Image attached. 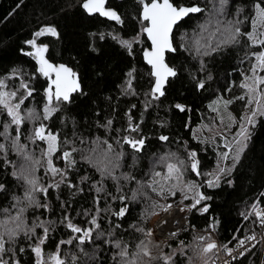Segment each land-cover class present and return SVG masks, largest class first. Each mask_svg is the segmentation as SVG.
<instances>
[{"label":"trees","instance_id":"1","mask_svg":"<svg viewBox=\"0 0 264 264\" xmlns=\"http://www.w3.org/2000/svg\"><path fill=\"white\" fill-rule=\"evenodd\" d=\"M171 2L177 7L198 5L204 11L190 16L177 27L174 34L176 51L167 57L177 76L170 79L165 95L155 99L151 95L152 70L143 59V52L150 43L141 32L142 5L139 0H109L107 7L118 11L123 24L111 22L99 14L89 15L82 7L84 0H0V80L17 88L23 80L35 89L23 107L33 106L42 112L48 85L47 78L38 72L36 59L25 55L34 51L26 41L35 38L37 45H46L45 57L53 64L64 63L73 68L83 83L82 93L73 96L71 102L62 103L59 111L47 120V128L59 133L61 142L67 140L69 143H61L60 151L54 157V160L57 158L56 167L67 172L64 182L59 188L48 187L61 180L59 175L54 177L50 172L42 182L48 191L47 194L41 192L36 201L47 204L46 209L33 204L23 215L18 212V207L25 204L24 187L17 175L19 158L11 150L0 154V185L4 186L0 190V221L20 215L21 221L10 222L7 227L14 228L15 223L22 222L24 229L40 222L49 223V240L43 245L46 256L57 250L59 240L76 235L61 223L65 215L79 227L88 228L92 227L89 221L99 208L101 211L96 219L100 229L96 231L103 232V237L97 239L94 232L93 241L82 246L88 256L79 251L75 241L72 245H62L60 253L66 264H72V255L78 257L75 264H124L118 253L125 247L129 253L126 259H135L136 264H166L160 259L163 256L171 257L167 264H205V261L208 264L215 254L204 255L200 249L210 240L201 242L196 232L188 230L165 242L147 235L148 226L160 209L157 205L193 204L198 193L211 197L201 201L189 216L190 225L198 231L212 226L224 245H231L256 231L254 221L257 219L248 214L252 213L254 204L264 201V116L256 118L254 126L250 125V138L239 162L233 167L234 156H231L218 180L219 186H208L224 160L223 144L228 137L234 139L232 134L244 122L247 96L241 85L251 72L255 45L245 35L238 38V43L218 45L213 41L208 44L204 40L208 31L202 40L195 33L201 23L212 24L213 20H222L224 16L232 19L237 13L246 17L239 25L241 32L249 33L255 5L261 1L228 0L220 16L216 13L219 0ZM49 26L56 29L58 36L35 37L36 32ZM217 27H214L215 31ZM137 38L139 43H133L129 55L120 40ZM197 49L204 53L196 52ZM133 69L135 94L125 91L127 74ZM201 81L205 85L203 88L198 87ZM226 101H230L226 108L234 123L230 130L225 129L229 135L224 138L214 135L210 124L218 119L222 109L216 110L215 102L225 104ZM176 105L184 106L185 111H180ZM129 116L131 126L138 125V131L130 130ZM109 120L112 121L110 126ZM9 122V116L0 107V132ZM21 132L29 136L30 128L23 127ZM161 136L168 139L161 140ZM125 137L134 140L146 137L143 152L131 149L124 142ZM0 143L6 145L3 136H0ZM72 148L76 149L72 153L75 164L69 168L60 157L63 151ZM121 149L124 157L120 167L112 168L110 176L102 175L97 168L99 162H112ZM191 152L196 153L197 170L191 168ZM169 164L178 168L181 165L179 174L168 178ZM227 169L232 170L229 173ZM156 173L161 175L156 176ZM68 183L76 187L69 188ZM189 186H192L191 190ZM97 187L103 190L97 193ZM161 187L163 195L160 194ZM121 196L125 199L121 200ZM206 205L208 212L201 213L199 209ZM122 208H126L124 216L116 215ZM245 215H248L247 219ZM36 235H42V229L37 227ZM116 242H120L121 249L115 247ZM35 243V236L29 240L20 232L14 243H6V249L12 251H6L3 259L8 264H13L14 259L20 264H35L36 257L30 248ZM145 246L157 259L143 256L141 249ZM21 247L24 252L19 251ZM261 255L264 262V250L255 247L232 264H257Z\"/></svg>","mask_w":264,"mask_h":264},{"label":"snow or ice","instance_id":"2","mask_svg":"<svg viewBox=\"0 0 264 264\" xmlns=\"http://www.w3.org/2000/svg\"><path fill=\"white\" fill-rule=\"evenodd\" d=\"M140 4L142 5L139 20L140 23L143 25L141 32L146 34L148 40L151 41V49L145 50L144 52V58L147 61L149 65H151L152 72L151 75L155 78L154 86L152 88L151 95L155 99H159V97L165 95L164 87L168 83V80L170 77H175L177 75V72L174 68L170 67L167 63H165V53L166 52H175L176 48L173 47L172 39H173V29L174 27L185 17H187L191 13H200L203 12L204 9L200 8L199 6H192V7H176L173 5L171 0H139ZM106 0H84V3L82 7L89 13H99L101 16H105L110 20L116 21L117 23L123 24L124 21L121 18V16L113 9H106L105 8ZM228 0H219L220 7L216 9V12L220 15L223 14L224 8L227 5ZM256 11L254 19L252 20V27L253 31L249 33H242L239 25L243 23L240 19H237L235 23L232 21L227 22V26L225 28V32L228 33L226 39L223 41L224 43H238L239 37L241 35H245L248 40L253 45H259L264 47V31H260V29H264V0H261L260 3L255 5ZM223 23L222 21H217V24ZM219 31V27L216 29ZM207 31L206 26H202V32ZM44 35H52V36H58V33L54 27H45L42 28L40 31L35 33V37H41ZM118 39L117 37H114ZM27 44L31 45L34 49L33 52L25 53V55L33 56L38 65V72L48 80V87L45 89V98L46 103L43 106L42 112H43V120H49L52 118L53 114L59 111L60 104L64 102H71V94L74 92H77L80 90V84L79 79L77 77V74L73 72V70L66 65L60 64L56 65L51 63L46 57L45 53L48 52V48L46 45H37L36 39H32L29 41H26ZM120 43L123 47L128 49L129 55L132 54V46L133 43H139V39L135 40H120ZM199 42L197 41V44ZM199 50V49H197ZM253 57L255 59V63L253 64V67L251 69L252 75L251 76H245V83L241 85V87L248 90L249 93L257 94L253 97L256 101V108L253 110L251 116L246 117L247 124L254 126L256 123V116L257 113H259L260 116H264V105H261L260 101L264 100V76L257 75V72H264V51H261L259 53H253ZM135 69L128 72V80L126 81V92H130L131 94H135V90L133 89L132 82L134 79L133 73ZM17 73L13 72V76H15ZM210 78V77H209ZM251 81L249 83L248 81ZM205 85L201 81L198 83V87L203 88ZM7 85L5 84L4 80H0V89L6 88ZM20 87L24 90V95L20 97L17 103L12 104L10 101L15 99L17 96L16 91L6 92L0 90V107H2L6 112L7 115L11 118L10 122L8 124H5L4 131L0 132V136H3L5 139H10L11 146L16 151H21L26 147V145L20 144L21 139V127L25 124V122H34L37 120H40L41 117L36 114L35 110H28L26 115L21 114V105L24 103L25 100H27L29 97L33 95V92L35 89L31 88L27 82H24L21 80ZM258 97V98H257ZM239 99H244V97H239ZM55 102V103H54ZM230 103V101H226L225 105ZM252 103V100H249V104ZM135 107V105H133ZM176 107L180 111H185L184 106L182 105H176ZM215 111V109H214ZM129 122H130V130L131 131H138V125L135 127L131 126V117L129 116ZM107 124L110 126L112 124V121L109 120ZM15 126V135L12 136L9 133V128L12 126ZM239 135L243 138L245 143L239 147L237 150L235 156L233 157L234 164L233 167H235V163L239 162L240 155L243 153L244 149L247 147L246 141L250 138V132L247 128H245L243 125H241V132ZM30 141L35 143L37 140L43 141L46 143L47 147L45 150H43L42 155L47 158V171L50 172L54 177L59 175L61 177V180L59 182L50 184L48 187L51 188H59L60 183H63L67 172L65 169L57 168L53 164L52 157L53 155L60 151V145L68 144L69 141L64 140L61 142L59 139V133H53L50 131L47 126L44 123H40L38 127H35L32 134L27 137ZM161 140H167L168 137L161 136ZM124 142L129 144L133 149H136L139 151L143 144L144 139L141 138L139 140L130 139L128 137L124 138ZM237 144H241L240 140L236 141ZM108 149L111 150V145H108ZM8 151V148L4 143H0V154H5ZM76 151L75 148H72L70 151H63L61 153V159H63L66 162V165L70 168L75 164V160L72 158V153ZM190 158L193 160V163L191 164V168L193 170H197L198 168V161L195 160L196 153L191 152L189 153ZM26 159H31V156L26 155ZM224 159H228V154H223ZM107 159V158H106ZM91 162V161H90ZM36 164H39V161H35ZM183 163V162H181ZM111 165V167H110ZM116 167V165L112 164L110 160H108L106 163L104 161L99 162L97 165L98 170L101 172L102 175H111L112 168ZM169 177H171V174L173 172L179 174V168L174 164L167 165ZM232 169H227V171L230 173ZM225 169L221 168L220 172L223 173ZM13 175H16V173H13ZM156 176H160V173H156ZM197 175H199V172L197 171ZM84 179H87L86 177ZM125 179H128V177H125ZM218 180L219 176H216V183L213 181H208V186L218 187ZM28 183L32 186V191H40L45 194H47L48 189L40 186L38 182L35 179L28 180ZM69 188H75L76 185H73L71 183H68L66 185ZM192 186H189V190H191ZM4 186L0 185V190H3ZM102 187H97L95 191L97 193H100L102 191ZM156 190L155 188L153 189ZM79 191H82V189H79ZM170 194L175 195V192H172L171 190ZM160 194L163 195V187H161ZM26 198L29 200L31 204H34L37 208L43 207L47 208V204H40L37 202L34 197L31 195V193L26 194ZM121 200H124L125 197L121 196ZM187 199V197H185ZM194 203L191 205L192 208H196L197 205L201 203L203 200H210L211 197L205 196L202 193H198L196 197L193 198ZM97 205L99 204V197L96 199ZM156 207L161 208L163 211H168L171 208V205H157ZM184 209H181L183 211ZM208 206H204L203 208H200L199 211L201 213L208 212ZM24 209H20V212L23 213ZM100 209L97 208L96 215H93L89 223L92 225V227L88 228H81L78 225L72 223L71 219L65 215L62 219L61 223H64L68 229L71 230L72 233L76 234L73 235L71 238L67 240H59L56 245V251L51 254H45L43 245L49 240V231H50V225L46 222H40L39 224H36L32 226L31 228L24 229L21 227V223H15L14 228H8L7 225L10 222H19L21 221L20 215L10 217L8 220L0 221V228H3V231H0V264H8L7 260L3 259V254L6 251H12V249H6L5 245L8 242H15L16 238L19 236L20 232H23L24 236L31 240L32 237H36V243L34 245H30L31 251L35 254L36 260L35 264H66L65 258L61 256L60 253V247L62 245H72L73 242H76V247L79 249L80 252L84 253L85 256H88V253L84 252L83 245L88 242L91 243L93 241V233L96 232V238L100 239L103 237V232H97V229H100V224L98 223L96 216L99 215ZM126 212V208L120 209L116 215H119L121 217L124 216ZM248 215H255L257 220L254 221V223H258L260 227L264 228V210H257V205H253V212ZM248 215H245V219L248 218ZM163 223H167V221H164ZM51 226L54 227V222H51ZM42 229V235L37 236L36 235V228ZM140 231H143V229H139ZM147 235H151V232L147 233ZM172 235H175V233H172ZM5 236H7V240L5 239ZM261 239H264V236L261 237ZM199 240H210V237H199ZM257 241L256 234H252L250 236H246L245 239H241L238 241V248H244L245 247V241ZM252 247H255V243L251 245ZM115 247L117 249H121L120 242L115 243ZM220 246L216 244L215 241L208 242L206 246H204L202 249H200V252L204 255H207L208 253L215 254V251L219 249ZM224 251L228 255H232L233 251L235 249L228 248L227 245L223 246ZM250 249L245 248V251H249ZM20 252H24L25 249L21 247L19 249ZM143 256L148 257L150 260L157 259L156 257H152L149 249L147 246L143 247L141 249ZM244 252H241L240 255H244ZM118 255L121 257L122 260H124V264H136V260L133 259L131 261H128L126 258L128 257L129 253L127 251V248H123L119 251ZM137 255H140L139 253ZM115 259V257H113ZM237 257H233V259H236ZM78 257L76 255H72L71 261L72 264H75ZM160 259L164 260L167 264V262L171 259L169 256H163L160 257ZM13 264H20L19 260H13ZM205 264H207V261H205ZM227 264V262H226Z\"/></svg>","mask_w":264,"mask_h":264},{"label":"rangeland","instance_id":"3","mask_svg":"<svg viewBox=\"0 0 264 264\" xmlns=\"http://www.w3.org/2000/svg\"><path fill=\"white\" fill-rule=\"evenodd\" d=\"M217 16H220V14L217 13ZM237 19H240L241 21L244 22V20H246V17H244L240 13H237L236 16L233 17L232 19H229L227 16H224V18L222 20H219V21H222L223 22V23H220V24H217L218 19L213 20V23L212 24H210V23L202 24L201 23L199 25L198 30L195 33V35H196V37L198 39L202 40L203 35L206 33V31H203L202 32V26H206L207 27V31H208V35L205 36L204 40L208 44H211L213 41H215L216 44L222 45V44H224L223 41L226 39V37L228 35V33L225 32V28L227 26V22L232 21L233 23H235V21ZM253 19L254 18H252V20ZM241 24H243V23H241ZM215 26H218L220 30L219 31H215L214 30V27ZM252 31H253V27H252V29H251L250 32H252ZM260 31H264V29H260ZM256 47L259 48V49L257 50ZM255 49H256V51H254V53H259L261 51H264V47L259 46V45H255ZM195 51L196 52H203V50H195ZM253 60L254 61L251 64L250 71H251V69L253 67V64L255 63V59H253ZM251 75H252V72H250V74H248L246 76H251ZM257 75L264 76V72H259L258 71L257 72ZM248 82L251 83L250 80ZM244 83H245V81H244ZM5 84L7 85V87L4 88V89H0V90L6 91V92L16 91L17 92L16 98L13 99V100H11L10 102L12 104L17 103L18 100L20 99V97L22 95H24V90L21 87H18V88L15 87V86H10L9 87L8 86V83L6 81H5ZM261 87H264V86H261ZM243 94L247 96V98H246L247 99V104H246V107H247L246 109L247 110H245L246 112L244 113V122H243L242 125L245 128H247L248 131H249L250 125L247 124L246 117L251 116L253 110H255V108H256V101H255V99H253V97L256 96L257 94L249 93L247 89H245V91H243ZM249 100H252V103L251 104H249ZM260 103H261V105H264V100H261ZM23 104L21 105V114L22 115H26V113H27L28 110H35L36 114L41 117L40 120H37V121H34V122H27L26 121L25 124L22 125L21 131H22L23 127H29L30 128V135H31L32 132H33V130H34V128L35 127H38L41 122L44 123L45 125H47V120H43L42 119L43 112L39 111L38 109H36L33 106H31L30 108L27 109V108L23 107ZM214 107H215L216 110H220L221 108L222 109L220 110V115H219L218 119L211 121L210 126H211V129H212V132H213L214 135H217L218 137H221V136L227 137L229 135V131L227 132V130H225V129H229L230 130L232 124L234 123V121H232V115H231V118L229 119L228 109L226 108L227 106L224 103H221V102H217L216 103L215 102ZM4 112L7 114V112L5 110H4ZM259 116H260L259 113H257L256 118H258ZM208 118H211V117H208ZM9 119H11V118L9 117ZM240 132H241V127L238 128V130H237L236 133H234V134L231 133L234 136V139H231L230 140V139H228L229 138L228 137L227 138V141L225 142V144H223V146H225V153L228 154V159H224L223 160V162H222V164L220 166V169L221 168L226 169V166L228 164V160L230 159V157L231 156H235V154H236L237 150L239 149V147H241V145L243 143H245V141L243 140V138L239 135ZM9 133L12 136L15 135V126L14 125L11 128H9ZM27 137H28L27 134H22V132H21L20 144L26 145V147L24 149H22L21 151H19V152L16 151L11 146L10 139H6V147L8 148V150H11L13 152V154H16L18 156V158H19L18 159V172H17V175L19 177L20 182L22 183V185L24 187V193H25V201H24L25 204L23 206H19L18 209H17L18 212H20V209H24L23 213L20 212L21 215H23L25 213V211L29 207H33L32 206L33 204H31L29 202V200L26 198V194L27 193H31V195L34 197V199L37 200L38 199V195L41 193L40 191H34L33 192L32 191V186L28 183V180L35 179L40 186H43L42 185L43 184L42 182H43L44 178H46V175H48V173H49L47 171V162H46L47 161V158L42 155L43 150H45L46 147H47L46 143L43 142V141H39V140H37L35 143H33ZM237 140H240L241 141V144H237L236 143ZM246 143H247V141H246ZM26 155L31 156V159L30 160L29 159H26L25 158ZM55 155H56V153L53 155L52 160H53V164L56 166V159L57 158L54 160ZM123 157H124V151L121 149V151L119 152V154L117 153L116 156L113 158L112 164L115 163L114 165H116V167L119 168L120 167V163H122V160L121 159H123ZM37 160L39 161V164H36L35 163V161H37ZM110 167H111V165H110ZM179 169H182V166L181 165H180V168ZM173 174H175V172H173L171 174V176ZM223 174H224V172L221 173L219 171L216 174V176H219V178H220V176L223 175ZM216 176L213 178V181L216 180ZM175 205L178 206V205H181V204H175ZM187 205L191 206L192 204H187ZM164 206H167V205H164ZM193 209H195V208H193ZM160 210H161V208L156 211V213L153 216V219H152L151 222H153V220L156 217L158 218V215L157 214H158V212ZM170 215H175V213L172 214V213H167L166 212V215L165 216H162L161 218L159 217L161 220L159 219L160 222L158 220L157 223L158 222H159V224L163 223L164 220H165V218H167ZM172 236H174V235H170L168 237L171 238ZM159 238L161 239L162 237H159ZM158 241L159 242H165V241H161V240H158Z\"/></svg>","mask_w":264,"mask_h":264},{"label":"built area","instance_id":"4","mask_svg":"<svg viewBox=\"0 0 264 264\" xmlns=\"http://www.w3.org/2000/svg\"><path fill=\"white\" fill-rule=\"evenodd\" d=\"M169 205H171V208L168 211H163L161 209L157 214L158 218L156 217L157 219L156 218L155 219L159 220L162 216L166 215V212L172 213V214L175 213L177 216V219H174V221H173L174 225H176L177 223L180 222L181 224L184 225V228L182 230H180L178 233H176L174 236H172L171 238H169V237L165 238V237L161 236V234L158 230L159 227H157V225L155 224V219H154L153 222H151L152 224L150 223V225L148 226L147 231H148V233L151 232V236L157 240L170 241L172 239H176L183 232L187 231L188 229L193 231V232L198 233L200 235V237H202V236L203 237H210V242L215 241L216 244L220 247L218 250L215 251V255H214L213 260L208 264H226V262H227V264H232L233 262L239 260L241 257L244 256V255H242V256L240 255L241 252H244V253L248 252V251H245V248H248L251 250L255 247H261V249L264 250V239H261V237L264 236V228L260 227L258 223H257L256 231L251 232L246 236L256 234L257 241H259V243H257L256 241L249 242L246 240L245 241V247L244 248H238L237 247L238 241L233 242L231 245H227L228 248L235 249L233 251L232 255L230 256L224 251V248H223L224 244H221L219 237H218L217 233L215 232V230L212 226L207 228L204 231H198L196 228L192 227L189 224V216L191 215L192 211L194 210L191 206L184 205V204H181L178 206H176L175 204H169ZM256 205H257V210H264V201H260V202L256 203ZM181 209H184V210L181 211ZM253 216L256 218L255 215H253ZM168 226L171 227V224H169ZM159 237H162V238L160 239ZM245 237H243L242 239H245ZM201 242H203V241H201ZM253 243H255V247L251 246ZM233 257H237V258L233 259ZM257 264H264L262 255H261Z\"/></svg>","mask_w":264,"mask_h":264},{"label":"water","instance_id":"5","mask_svg":"<svg viewBox=\"0 0 264 264\" xmlns=\"http://www.w3.org/2000/svg\"><path fill=\"white\" fill-rule=\"evenodd\" d=\"M108 2H109V0H106V3H105V8L106 9H108V7H107V4H108ZM173 3V2H172ZM174 5V4H173ZM174 6H176V5H174ZM195 6H198V5H195ZM177 7V6H176ZM184 7H192V6H184ZM201 8V7H200ZM202 9H204V8H202ZM88 13V12H87ZM202 12H200V13H191V14H189L187 17H185L183 20H181L175 27H174V29H173V39H172V43H173V47H175V45H174V34H175V31H176V29H177V27L184 21V20H186V19H188L190 16H196V15H199V14H201ZM89 14V13H88ZM95 14H99V13H94V14H89V15H95ZM100 15V14H99ZM101 16V15H100ZM102 18H105V19H107V20H109V21H113V20H110V19H108L107 17H105V16H101ZM145 36H146V34H145ZM147 37V36H146ZM148 39V38H147ZM149 43H150V45H151V41L149 40ZM151 48H147L146 50H150ZM145 52V51H144ZM144 52H143V59H144V62L151 68V65H149L148 63H147V61L145 60V58H144ZM173 53H175V52H166L165 53V63H167L168 64V62H167V57H168V54H173ZM63 65H65V64H63ZM169 65V64H168ZM67 66V65H66ZM170 66V65H169ZM68 67V66H67ZM171 67V66H170ZM151 70H152V68H151ZM177 72V71H176ZM177 76V75H176ZM175 76V77H176ZM175 77H170L169 78V80H168V83L165 85V87H164V91H165V89L168 87V85H169V81H170V79H173V78H175ZM154 78V77H153ZM154 81H155V78H154ZM80 84V83H79ZM153 86H154V84H153ZM48 87V86H47ZM153 88V87H152ZM81 91V86H80V90H79V92ZM78 92V91H77ZM75 93V92H74ZM73 94V93H72ZM163 96H161V97H159V98H162ZM143 139H144V144H143V146H142V148L139 150V151H137L136 149H133L131 146V149H133L135 152H138V153H142L143 152V150H144V148L146 147V145H147V142H146V137H143Z\"/></svg>","mask_w":264,"mask_h":264},{"label":"bare ground","instance_id":"6","mask_svg":"<svg viewBox=\"0 0 264 264\" xmlns=\"http://www.w3.org/2000/svg\"><path fill=\"white\" fill-rule=\"evenodd\" d=\"M174 219H177L176 214L175 215H170L167 218H165L164 221H167V223H161L159 224V222L156 224L161 234L162 237L167 238L168 236L172 235V233H178L180 230H182L184 228V225L181 224L180 222L177 223L176 225H174L173 221ZM171 224V227H169L168 225Z\"/></svg>","mask_w":264,"mask_h":264},{"label":"flooded vegetation","instance_id":"7","mask_svg":"<svg viewBox=\"0 0 264 264\" xmlns=\"http://www.w3.org/2000/svg\"><path fill=\"white\" fill-rule=\"evenodd\" d=\"M108 9H113V10H115L117 13H118V11L115 9V8H110L109 6H108ZM86 11V10H85ZM87 12V11H86ZM119 14V13H118ZM111 22H116V21H111ZM146 39H147V37H146ZM148 40V39H147ZM149 41V40H148ZM148 48H151V45H150V47H148ZM60 64H64V63H60ZM60 64H58V65H60ZM66 65V64H65ZM68 66V65H67ZM69 67V66H68ZM69 68H71V67H69ZM173 68V67H172ZM72 70H73V72H75L76 74H77V77H78V79H79V83H80V86H81V91L79 92H75V93H73V94H71V99H72V97L73 96H75V95H77V94H80V93H82V91H83V83H82V80H81V77H80V75H79V73L77 72V71H75L73 68H71ZM175 69V68H174ZM176 70V69H175ZM48 86V85H47ZM47 88V87H46ZM45 88V89H46Z\"/></svg>","mask_w":264,"mask_h":264}]
</instances>
